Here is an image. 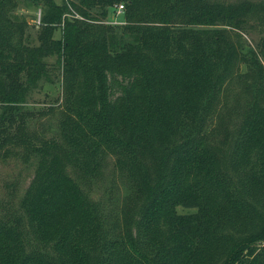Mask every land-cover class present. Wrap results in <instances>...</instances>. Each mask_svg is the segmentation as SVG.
I'll return each mask as SVG.
<instances>
[{
	"label": "trees",
	"instance_id": "16d2710c",
	"mask_svg": "<svg viewBox=\"0 0 264 264\" xmlns=\"http://www.w3.org/2000/svg\"><path fill=\"white\" fill-rule=\"evenodd\" d=\"M19 1L0 0V160L21 149L35 173L0 264H264V36L244 45L264 1L23 0L36 45ZM57 71L43 137L24 109ZM110 158L121 211L91 196Z\"/></svg>",
	"mask_w": 264,
	"mask_h": 264
},
{
	"label": "rangeland",
	"instance_id": "374dc122",
	"mask_svg": "<svg viewBox=\"0 0 264 264\" xmlns=\"http://www.w3.org/2000/svg\"><path fill=\"white\" fill-rule=\"evenodd\" d=\"M56 1L61 2V0ZM38 12L42 13L41 8L36 7L30 1L23 0L19 1L16 11V14L25 16L30 21V32L33 40H35V45L38 44L36 38L40 29L34 24ZM124 20L123 11L117 13L116 16L111 12L109 21L113 25L123 24ZM263 36L264 32L260 29L251 30L244 34L245 48H258ZM48 62L54 63L55 58H50ZM53 80V83L42 82L40 87L32 93L24 109L34 114L30 120L32 132L41 134L43 137H51L57 133L58 122L61 117L58 106L62 102V78L58 71L54 73ZM49 108H54L55 111L48 112ZM34 164L33 158L26 161L24 152L21 149L13 148H11V153L8 156L0 160V217L18 208L20 199L33 179ZM91 190V196L94 200L103 203L109 209H120L121 211L129 195L128 184L122 180L118 173L114 172L113 158H110L107 163L104 177L94 183ZM179 211L182 213L189 212V210L182 208Z\"/></svg>",
	"mask_w": 264,
	"mask_h": 264
},
{
	"label": "built area",
	"instance_id": "2783aa9c",
	"mask_svg": "<svg viewBox=\"0 0 264 264\" xmlns=\"http://www.w3.org/2000/svg\"><path fill=\"white\" fill-rule=\"evenodd\" d=\"M123 9H124V6H123V5H120V6L118 7V13L122 12ZM36 15H37V17H36V19H35V21H34V24H35L37 27H40L41 24H42V13H41V12H38Z\"/></svg>",
	"mask_w": 264,
	"mask_h": 264
}]
</instances>
